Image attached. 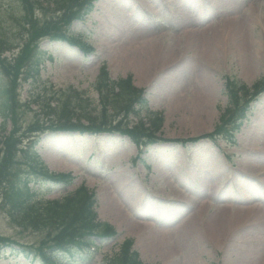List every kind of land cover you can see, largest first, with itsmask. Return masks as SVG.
Returning a JSON list of instances; mask_svg holds the SVG:
<instances>
[{
  "label": "rangeland",
  "instance_id": "obj_1",
  "mask_svg": "<svg viewBox=\"0 0 264 264\" xmlns=\"http://www.w3.org/2000/svg\"><path fill=\"white\" fill-rule=\"evenodd\" d=\"M254 2L261 19L251 25L246 36L249 42L253 31L263 43L256 66L252 65V46H240V50L236 41L225 46L219 40L212 48L213 59L205 61L200 56L204 48L199 37H210L214 30L219 35L226 20L243 17ZM3 3L1 21L9 29V40L21 47L31 24L27 28L20 25L23 17L15 1ZM35 12L39 20L47 19L42 10ZM212 25L214 30L209 29ZM61 28L68 29L65 39L38 40L40 55L50 54L43 63L41 79L27 83V76H19L15 88L21 107L16 123L0 114V149L16 139L13 170L33 162L39 168L45 166L49 173L73 177L68 186L30 184L39 194L35 195L37 201L61 199L81 186L96 193L98 218L119 234L104 242L97 240L101 247L92 260L68 264H111L110 259L124 258L129 246L145 264H264V192L252 177L264 178V93L253 102L252 112L236 134V144L206 139L178 142L213 130L230 105L229 77L249 87L264 77V0H99L85 22ZM149 48L155 53L159 50L161 60L144 79L137 67L142 58H149ZM17 50L6 51L2 57L12 61ZM104 67L111 83L131 75L136 88L146 90L149 118L159 117L156 112L162 114L156 143L146 138L140 147L119 134L52 130L61 122L46 107L51 97L72 101L74 91L81 92L89 99L93 116L103 115L97 84ZM211 86L207 107L196 106L203 89ZM55 109L59 111L60 106ZM111 110L109 122L123 120L122 108L107 109ZM146 118L143 113L140 117L134 114L126 123L133 130L142 119L147 123ZM79 123L92 124L86 119ZM31 125L41 128L30 129ZM115 125L109 129L116 132L119 126ZM15 129V137L8 142ZM137 134L139 138L141 133ZM29 141L34 155L38 151V162L34 156L32 160V152L30 156L22 154ZM39 180L46 181L44 177ZM5 199L0 189V264H40L12 244L41 253L47 248L48 231L20 227L10 218ZM112 203L119 211L113 215ZM223 210L228 211L221 219L225 230L213 235L206 224L220 221ZM120 212L122 222L116 218ZM129 220L148 226L153 242L168 244L172 252L144 250L139 231L124 225Z\"/></svg>",
  "mask_w": 264,
  "mask_h": 264
},
{
  "label": "trees",
  "instance_id": "obj_2",
  "mask_svg": "<svg viewBox=\"0 0 264 264\" xmlns=\"http://www.w3.org/2000/svg\"><path fill=\"white\" fill-rule=\"evenodd\" d=\"M10 1H15L19 5L23 17L20 25L27 28L31 24L27 28L26 39L23 45L21 47L16 46L20 49L18 56L12 61L8 60L6 56L2 57L6 51L13 50L16 47L9 40L10 32L8 27L1 21L4 3L3 0H0V112L6 118L10 117L16 123L17 110L21 107L20 97H17L15 88L19 76H27L26 80L31 82L37 80L42 63L46 59L43 55H40L41 50L40 46H38V40L42 38H49L51 40L65 39L68 29H62L61 27H67L70 23L77 20H85L87 15L93 11L97 0ZM38 9L44 12L47 19H44V21L38 19L35 12ZM48 13H50V16H47ZM54 13H57V17H53ZM29 18L31 19L30 23L28 22ZM23 68L25 69L20 74L19 71ZM97 87L103 100V115L93 116V111L88 108L89 99L85 98L81 92L74 91L75 96L72 101H64L58 97L55 106H52L49 102L46 104L49 114L57 115V120L61 122L59 125L55 124L53 129L62 131L88 130L99 132V129L102 131H113L109 128H114L115 124L118 123L119 129L117 131L127 134L138 144L141 141L145 142L146 138L148 140L154 138L151 128L158 129L162 123L161 118L156 117L151 119L149 126H146V123L142 121L137 127H133V130L128 127L127 123L122 124V121L129 112L134 111L136 113L131 103L133 102L134 104V102L144 100V98L138 95L139 91L132 85L130 78L122 79L118 83L114 81L111 83L108 72L102 69ZM228 88L231 92L229 96L231 106L223 114L221 124L218 126L220 128H224L236 115H242L244 110L240 99L237 95H233L230 86ZM259 88L258 83L255 84V89L259 91ZM243 89L245 91V87ZM244 93L246 94V92ZM126 99L128 100L125 103L124 100ZM51 100H55L54 97ZM59 106L60 110L57 111L55 108L59 109ZM108 106L110 108L113 107L114 111L118 107L122 108L124 112L119 111V113L122 112L123 120L109 122L113 114L111 113L112 110L110 112L107 111ZM73 119L78 121L86 119L88 123L92 122V124H80L79 122H74ZM71 120L73 122H70ZM235 123L236 120L234 121ZM96 126H98V130H95ZM40 128V125L30 126V129ZM16 131L17 129L12 132L8 142L12 140L11 138L15 137ZM137 132L141 133L139 138L142 137L144 138L143 140L142 138H138L139 134ZM29 143L31 146V142ZM10 144L12 145L0 149V189L2 193L6 194L7 199L5 200L9 206V213L15 222L27 229L33 227L39 231H48L46 237L48 242H44L48 248L41 254L45 262L49 259L47 261L48 264H64L61 257L53 252L57 250L69 251L73 247H76L75 252H78L80 260H84L85 257L79 253L80 248L85 253L91 254L90 246L94 244V237L106 240L115 235V230L110 224L98 221L96 212L97 199L86 188H79L76 192L59 200L43 201L42 199L41 201H37L36 197L33 198V194L37 192L33 190V186L30 187V184H45V182H53L58 178L50 175L44 166L39 168L38 164L33 162L30 164V167L22 168L21 166L23 165L20 164V168L13 170L17 164L14 160L16 139H13ZM25 153L22 152L24 155ZM33 156L38 162L37 155L32 154V160ZM40 177H44L48 181H41L39 180ZM25 249L19 250L24 251ZM126 252L124 258L117 260L110 259L109 263L141 264L136 254L132 258H128Z\"/></svg>",
  "mask_w": 264,
  "mask_h": 264
},
{
  "label": "bare ground",
  "instance_id": "obj_3",
  "mask_svg": "<svg viewBox=\"0 0 264 264\" xmlns=\"http://www.w3.org/2000/svg\"><path fill=\"white\" fill-rule=\"evenodd\" d=\"M260 19H261V16L259 13L258 4L256 2H254V5L251 6L244 13L243 17L239 18L236 21H235V19L226 20V22L222 26L221 31L219 33L220 38H219V35L216 32V30H214V25H212L209 29L214 30V32L209 34L210 37L205 35V34L201 35L199 37V40L202 42V46L204 48L202 50V52L200 53V56L202 55V58L205 61L210 62L211 61L210 59H213V56L215 55L212 51V48L215 47V45H217V42H219V40H220V43L221 44L223 43V45H225V46L227 44L232 45V42L234 43L236 41L238 43V47L240 50H241L240 46L242 48H245V46H249V47L252 46V50H253L252 53L256 54V55L252 54V59H253L252 65L256 66L257 59H258L259 53H260L259 49L263 48V45H262L263 43H261L262 42L261 39L257 38L256 34H254V32L251 30H250L251 32L249 33V42H248L246 33L248 34V30L250 29L251 25H253L255 22H259ZM258 43H259V45H258ZM242 50H244V49H242ZM155 52H156V50L154 48H149V53H150L149 58L150 59L149 58H147V59L142 58V60L138 64L137 73L140 76H142L144 79L146 77H148V75H150V72L152 71L153 65L156 63H159L161 60L160 58H158V55L160 56V54H159L160 51L158 50L157 53H155ZM202 89H201V91H202ZM211 91H212V86L210 89H207V90L203 89V91L201 93V97L195 103L196 106L202 107V108L207 107V105L209 104V101H210ZM117 212H119V211H115V206L112 203L111 204V215H113ZM227 213H228V211L223 210V212H222L223 216L218 218V219H220V221L217 220V222H214L212 224H206L207 229H210V232L213 235H215L216 232L220 233V234H222L224 232L226 223H225V220H221V219H225ZM116 218L122 222L123 217H122L121 212L116 214ZM190 221L192 224L194 223L195 215L190 219ZM189 224L187 223L185 228H187L189 226ZM250 224H248L247 226H251ZM124 225H127L130 228L136 229V231H139L138 235H139V238L141 239V241H143L142 246H143L144 250L146 249L147 251H150L154 254H158L157 251H161V250H163L164 252H167V253L172 252L170 250L171 247L168 246V244H165L162 241H158L157 244L153 242L152 237H151L152 233H149V231H148L149 227L148 226H146V225L143 226L141 224L139 225L137 222H135L133 220L125 221Z\"/></svg>",
  "mask_w": 264,
  "mask_h": 264
}]
</instances>
